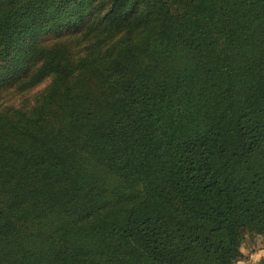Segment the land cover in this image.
I'll list each match as a JSON object with an SVG mask.
<instances>
[{"label": "trees", "instance_id": "1", "mask_svg": "<svg viewBox=\"0 0 264 264\" xmlns=\"http://www.w3.org/2000/svg\"><path fill=\"white\" fill-rule=\"evenodd\" d=\"M43 82L0 103V264L264 237V0H0V98Z\"/></svg>", "mask_w": 264, "mask_h": 264}, {"label": "rangeland", "instance_id": "2", "mask_svg": "<svg viewBox=\"0 0 264 264\" xmlns=\"http://www.w3.org/2000/svg\"><path fill=\"white\" fill-rule=\"evenodd\" d=\"M45 83H40L33 89L22 93L9 91L0 98V103L3 105L18 104L24 98L32 100L33 93L42 88ZM241 249L243 255L239 260L240 264H257L261 258H264V237L258 234H246Z\"/></svg>", "mask_w": 264, "mask_h": 264}]
</instances>
